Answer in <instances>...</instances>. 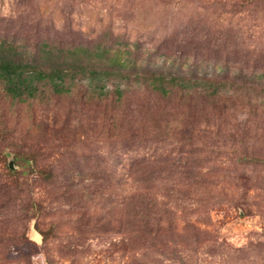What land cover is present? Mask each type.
Returning <instances> with one entry per match:
<instances>
[{"label":"rangeland","instance_id":"rangeland-1","mask_svg":"<svg viewBox=\"0 0 264 264\" xmlns=\"http://www.w3.org/2000/svg\"><path fill=\"white\" fill-rule=\"evenodd\" d=\"M0 44L127 73L121 102L0 82V264H264V0H0Z\"/></svg>","mask_w":264,"mask_h":264},{"label":"trees","instance_id":"trees-1","mask_svg":"<svg viewBox=\"0 0 264 264\" xmlns=\"http://www.w3.org/2000/svg\"><path fill=\"white\" fill-rule=\"evenodd\" d=\"M44 49L42 56L40 52H37L27 57L21 53H15L13 48L6 49L3 44H0V82L3 86L2 92L10 99L20 102L35 100L41 92L36 84H48L56 96L64 95L70 92L69 88L75 75H81L84 78L83 81L86 79L91 85H95L93 97L96 101L121 102L124 99L123 90L127 88L120 89L116 86L111 90L106 84L112 75L118 74L121 79L127 76L125 68H116L111 65L107 49L97 45V54H93L91 52L93 50L88 47L60 49L45 45ZM76 55L81 57H76ZM94 59L100 61L106 59V61L95 64ZM83 60L86 62L80 63ZM154 75L149 85L153 92L162 99L169 98L174 88L187 87L193 96L197 89L205 92L213 86L211 79H195L193 81L197 82L189 85L182 83L184 79L180 76L169 75L165 78L164 74ZM219 94L220 90L214 89L210 93L207 92L206 97L218 99Z\"/></svg>","mask_w":264,"mask_h":264},{"label":"water","instance_id":"water-1","mask_svg":"<svg viewBox=\"0 0 264 264\" xmlns=\"http://www.w3.org/2000/svg\"><path fill=\"white\" fill-rule=\"evenodd\" d=\"M10 168H13L12 164L10 165Z\"/></svg>","mask_w":264,"mask_h":264}]
</instances>
